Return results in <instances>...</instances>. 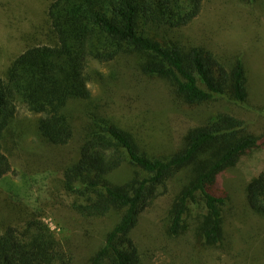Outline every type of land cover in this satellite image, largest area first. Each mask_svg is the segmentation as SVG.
I'll return each mask as SVG.
<instances>
[{"label":"trees","instance_id":"obj_1","mask_svg":"<svg viewBox=\"0 0 264 264\" xmlns=\"http://www.w3.org/2000/svg\"><path fill=\"white\" fill-rule=\"evenodd\" d=\"M201 9L202 0H52L43 27L52 42L27 48L0 76V179L12 170L2 140L19 103L40 114L37 130L43 139L60 146L70 142L75 128L65 108L72 100L90 98L91 59L104 64L128 54L142 56V73L168 80L189 104L225 94L244 102L240 59L228 70L204 47L185 49L175 34ZM79 131L78 158L63 172V187L73 194L74 209L85 217L120 211L92 264H142L131 231L139 215L166 191V181L182 168L188 169V181L171 207L168 230L178 234L188 203L199 196L205 213L198 232L207 244L217 245L225 197L219 174L264 141V135L251 137L244 121L225 113L190 129L182 146L166 156L141 151L129 133L100 113ZM124 166L130 171L117 177ZM246 201L264 216V169L248 180ZM1 215L0 264H69L60 241L40 216L23 217L19 227L7 212Z\"/></svg>","mask_w":264,"mask_h":264},{"label":"rangeland","instance_id":"obj_2","mask_svg":"<svg viewBox=\"0 0 264 264\" xmlns=\"http://www.w3.org/2000/svg\"><path fill=\"white\" fill-rule=\"evenodd\" d=\"M51 1L0 0V76L27 48L52 42L43 29ZM175 34L185 49L204 47L228 70L240 59L246 100L236 102L225 94L189 104L168 80L142 73V56L128 54L104 64L89 60L91 96L72 100L65 108L75 128L68 144L53 145L43 139L37 130L40 114L19 103L2 140L12 170L0 179V225L4 212L19 227L23 217L40 216L60 241L69 264H92L120 211L82 216L73 207V194L63 187L64 169L78 158L79 130L92 115L100 113L112 120L150 156L178 150L190 129L222 113L244 121L251 137L264 135V0H202L199 15ZM127 169L122 167L116 176L123 177ZM263 169L262 140L219 174L225 197L217 245L207 244L198 232L205 213L199 196L188 203L178 234L169 232L171 207L188 181V169L171 176L166 191L139 215L131 231L142 264H264V216L246 201L248 180Z\"/></svg>","mask_w":264,"mask_h":264}]
</instances>
